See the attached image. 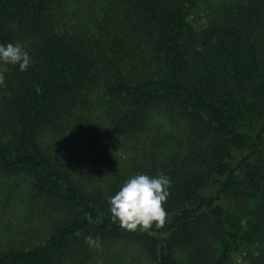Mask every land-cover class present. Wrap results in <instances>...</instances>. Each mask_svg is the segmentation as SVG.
I'll use <instances>...</instances> for the list:
<instances>
[{
	"label": "trees",
	"instance_id": "obj_1",
	"mask_svg": "<svg viewBox=\"0 0 264 264\" xmlns=\"http://www.w3.org/2000/svg\"><path fill=\"white\" fill-rule=\"evenodd\" d=\"M8 43L0 264H264V0H0ZM137 174L162 228L111 221Z\"/></svg>",
	"mask_w": 264,
	"mask_h": 264
},
{
	"label": "clouds",
	"instance_id": "obj_2",
	"mask_svg": "<svg viewBox=\"0 0 264 264\" xmlns=\"http://www.w3.org/2000/svg\"><path fill=\"white\" fill-rule=\"evenodd\" d=\"M0 62L19 65L20 71H26L31 63L29 54L21 44H0ZM5 84V76L0 72V86ZM170 180L161 174L151 178L146 174H137L129 178L109 198L111 221L119 222V226L127 231H148L153 225L162 228L166 223L167 212L164 208L170 187ZM90 246L98 247L99 239L85 237Z\"/></svg>",
	"mask_w": 264,
	"mask_h": 264
},
{
	"label": "rangeland",
	"instance_id": "obj_3",
	"mask_svg": "<svg viewBox=\"0 0 264 264\" xmlns=\"http://www.w3.org/2000/svg\"><path fill=\"white\" fill-rule=\"evenodd\" d=\"M0 185H1V180H0ZM0 190H1V188H0ZM0 210H1V208H0ZM0 213L4 218L3 220H0V229H2L3 227L6 229L7 228L13 229V226H15L14 225L15 224V218H16L15 215L8 216L9 212L2 211V210L0 211Z\"/></svg>",
	"mask_w": 264,
	"mask_h": 264
}]
</instances>
